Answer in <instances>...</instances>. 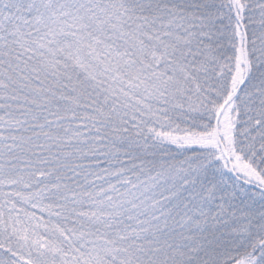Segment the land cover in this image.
<instances>
[{
  "label": "snow or ice",
  "instance_id": "6c2138e0",
  "mask_svg": "<svg viewBox=\"0 0 264 264\" xmlns=\"http://www.w3.org/2000/svg\"><path fill=\"white\" fill-rule=\"evenodd\" d=\"M0 264H264V0H0Z\"/></svg>",
  "mask_w": 264,
  "mask_h": 264
}]
</instances>
